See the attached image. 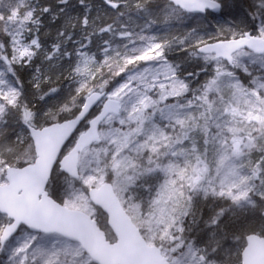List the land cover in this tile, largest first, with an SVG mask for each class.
I'll use <instances>...</instances> for the list:
<instances>
[{"label":"snow or ice","instance_id":"obj_1","mask_svg":"<svg viewBox=\"0 0 264 264\" xmlns=\"http://www.w3.org/2000/svg\"><path fill=\"white\" fill-rule=\"evenodd\" d=\"M0 264H264V0H0Z\"/></svg>","mask_w":264,"mask_h":264},{"label":"trees","instance_id":"obj_2","mask_svg":"<svg viewBox=\"0 0 264 264\" xmlns=\"http://www.w3.org/2000/svg\"><path fill=\"white\" fill-rule=\"evenodd\" d=\"M42 39H44L45 41H48L50 38L47 35H42Z\"/></svg>","mask_w":264,"mask_h":264}]
</instances>
